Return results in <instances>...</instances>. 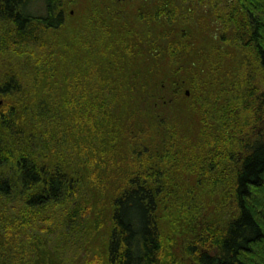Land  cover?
Instances as JSON below:
<instances>
[{
    "label": "rangeland",
    "instance_id": "obj_1",
    "mask_svg": "<svg viewBox=\"0 0 264 264\" xmlns=\"http://www.w3.org/2000/svg\"><path fill=\"white\" fill-rule=\"evenodd\" d=\"M65 10L67 23L48 32L46 50L0 55V84L12 73L26 85L18 96L0 95V132L14 145L24 135L6 132L7 122L27 133L59 123L50 130L54 142L35 134L37 150L51 166L55 159L72 163L84 180L77 199L47 213L0 199V257L21 251L25 238L34 264H84L95 254L107 262L112 199L139 178L157 194L163 264H194L189 244L210 227L223 230L235 215L231 180L251 131L242 124L250 123L243 115L252 107L239 105L235 94L248 79L239 67L252 59L231 44L229 10L218 0H65ZM97 70L110 89L117 84L115 103L129 112L113 107L83 118L65 109V96H78L84 76L95 81ZM258 85L261 75L249 88ZM45 103L52 123L31 114ZM124 128L131 132L118 130ZM258 195L252 204L264 212V189ZM67 206L88 213V224L68 227L60 218Z\"/></svg>",
    "mask_w": 264,
    "mask_h": 264
},
{
    "label": "trees",
    "instance_id": "obj_2",
    "mask_svg": "<svg viewBox=\"0 0 264 264\" xmlns=\"http://www.w3.org/2000/svg\"><path fill=\"white\" fill-rule=\"evenodd\" d=\"M218 1L229 10L231 28L234 30L231 39L236 40L231 44L252 59L249 63H242L239 68L241 73L247 70L246 74H250L251 69L255 79L247 74L248 79L243 85L240 84L241 89L235 95L238 104L241 102L244 106L252 107L251 112L243 116L245 119L249 116L255 123L250 121L248 125L242 124V129L251 131H248V137L243 141L239 166L234 170L231 180L235 215L223 230L210 227L200 237L197 236L186 252L194 264H264V212H257L252 204L259 196L258 192L264 189V0ZM66 23L65 0H0V55L24 48L33 51L38 47L43 49L47 47L48 32L59 31ZM220 39L224 44L230 40L226 36ZM100 74L98 70L94 73L95 81L92 80L93 74H86L78 96H65L67 111H78L83 118L93 112L110 111L113 107L121 109V115H124L123 111H130L125 103L119 107L116 105L117 84L110 89ZM259 75L263 85L249 88L252 83L259 81ZM21 79L18 75L8 74L0 84V95L22 94L26 85ZM105 86L110 89L107 93L103 90ZM54 106L61 107L59 104ZM52 111L45 103L38 109L32 108L31 114L43 122H49ZM130 116L133 119L138 117L132 113ZM123 119L120 118V121H125ZM83 122L88 123L85 119ZM147 123L143 120L142 129ZM5 124L6 132H11L12 136L23 134L24 140L13 145L9 133L0 132V199L6 202L18 200L27 209L22 212L36 209L39 213H47L51 206L72 203L77 199L85 173L71 168L72 163L65 167V164L59 163L60 159H55V164L51 166L37 150L35 134H40L38 141L41 143L44 140L54 142L57 137L50 130L60 124L52 123V128L44 126L42 130L36 128L35 131L30 128L28 133L26 130L20 132L14 126L12 128L8 122ZM259 124L258 135H255L254 130ZM153 127L159 129L156 124ZM118 130L131 132L125 128ZM244 133L246 131H242ZM72 146L74 148L71 142V149ZM112 200L113 228L107 247V262L99 258L105 256L95 254L87 258L84 264H163L164 249L156 217L158 203L155 191L139 178L132 179L127 189L116 193ZM60 214V218L64 217L70 228L81 221L83 225L88 224L89 215L85 211H72L67 206ZM21 246V251L9 257H0V264H34L27 254L31 251L27 239L22 240Z\"/></svg>",
    "mask_w": 264,
    "mask_h": 264
}]
</instances>
